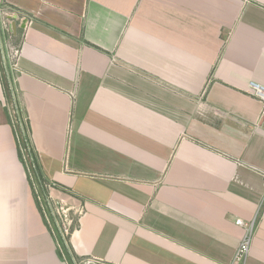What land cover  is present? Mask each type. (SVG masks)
Wrapping results in <instances>:
<instances>
[{"label":"crops","instance_id":"crops-1","mask_svg":"<svg viewBox=\"0 0 264 264\" xmlns=\"http://www.w3.org/2000/svg\"><path fill=\"white\" fill-rule=\"evenodd\" d=\"M0 2L26 19L9 28L23 120L0 78V264L70 263L30 167L82 207L64 246L78 264H230L237 219L253 221L245 264H264V116L247 94L264 86V0Z\"/></svg>","mask_w":264,"mask_h":264},{"label":"built area","instance_id":"built-area-1","mask_svg":"<svg viewBox=\"0 0 264 264\" xmlns=\"http://www.w3.org/2000/svg\"><path fill=\"white\" fill-rule=\"evenodd\" d=\"M15 19L16 23L25 21L26 19L20 12L15 11L14 9L4 5L0 2V61L3 65H6V61L4 57L7 59H14V63L10 65V70L15 65V59L19 53L18 46H12L10 40L12 38V32L9 29L10 22ZM10 57V58H9ZM12 84V81H11ZM9 84V88L11 87ZM12 90V87L11 89ZM247 94L252 98L256 99L261 104V116H264V86L258 83L249 82L247 88ZM14 96V95H13ZM51 197L48 196L46 199L47 207H50L49 199ZM67 202L70 203V206L64 210L62 207L56 209L55 206L52 208H43V213L45 217L49 215L51 218L52 225L54 227V231L60 236V239L66 243V239L69 236V233L74 224V218L68 217L67 212H72V214H77L82 209L80 204H76L73 201V198L66 197ZM46 211H48V215H46ZM81 213V212H80ZM78 213V214H80ZM237 226H240L244 229V235L234 253L233 259L230 264H245L246 259L249 255L251 239H252V231H253V221L249 223H244L241 219H237L235 221Z\"/></svg>","mask_w":264,"mask_h":264},{"label":"rangeland","instance_id":"rangeland-1","mask_svg":"<svg viewBox=\"0 0 264 264\" xmlns=\"http://www.w3.org/2000/svg\"><path fill=\"white\" fill-rule=\"evenodd\" d=\"M10 42H12L11 44V47L12 46H16V44H15V42H14V40L13 39H11L10 40ZM5 58V60H7L6 61V65H3V68H4V72H5V75H6V78L7 79H12V73H13V71H11L10 70V65L12 64V62L14 63V59H7V57H4ZM10 58V57H9ZM2 60V57L0 58V61ZM0 78H1V81H2V71H0ZM12 86V85H11ZM2 87H3V89H4V92H5V88H4V84L2 83ZM10 89H11V87H10ZM10 89H9V91H10ZM12 90H13V88H12ZM13 92V94L12 93H10L9 94V96H6V98H7V101L9 102H7V105H8V109H9V112H10V115L12 116V118L14 119V121L17 119V118H19V116L22 118V112H21V110H20V108L17 106V104L15 103V105H14V102H13V100H15L14 99V97H13V95L15 96V93H14V90L12 91ZM22 120H23V118H22ZM22 123H24V121L22 122ZM16 124V129H17V131H18V133L20 134L21 133V128L20 127H18V123H15ZM20 129V130H19ZM23 129H24V127H23ZM20 131V132H19ZM24 138V135L23 136H21V134H20V141H21V143H23V138ZM21 146V145H20ZM23 155L25 156V158H26V162H27V165L29 164V163H31L30 162V159L28 158V155H27V152L25 151V149H24V146L22 145V160L24 161V158H23ZM29 166V165H28ZM32 170H33V168H31L30 167V173L32 172ZM31 178H32V185H33V190H34V194H35V196H36V199H37V201L39 202L38 204H39V207H40V209H41V207H42V209L44 208H52L53 209V207L55 206V208L56 209H59L60 207H62L64 210H66L69 206H70V203L69 202H67V200H66V197L67 196H63V198H62V200H57V198L56 197H51L50 199H49V202H50V207H47L48 205H46L45 206V199H42V197H41V199H40V197H39V195H38V193L37 192H40V190L38 189V187H37V185H36V183H35V178H36V176H35V173L34 172H32V174H31ZM35 188L38 190V191H35ZM45 195H46V197H47V199H48V193H45ZM60 196V195H59ZM43 213V212H42ZM46 215H48V211H46ZM68 217H73V214H72V212H67V214H66ZM45 216V215H44ZM48 217H49V215H48ZM53 233H54V236L59 240V242L60 241H62V240H60V236L57 234V232H55V231H53ZM66 241V240H65ZM61 245L63 246V248H64V250H65V245H66V243H64V242H61ZM66 257H67V261L69 262L70 260H69V258H68V256L66 255ZM73 260H74V263H69V264H78V263H76L77 261H76V259H74L73 258Z\"/></svg>","mask_w":264,"mask_h":264},{"label":"trees","instance_id":"trees-1","mask_svg":"<svg viewBox=\"0 0 264 264\" xmlns=\"http://www.w3.org/2000/svg\"><path fill=\"white\" fill-rule=\"evenodd\" d=\"M0 71H2V83L4 84L5 94H6L7 96H9L10 93L13 94V92H12L13 90H10V91H9V89H10V88H9V84H11L12 79H7V78H6V75H5V72H4V68H3V65H2L1 62H0ZM13 97H14V96H13ZM15 106H16V105H15ZM23 146H24L25 151L27 152L28 158L30 159V155H29L30 153H29V151L27 150V147H26V143H25V141H24V138H23ZM32 172L35 173V176H36V178H35V183H36L38 189L40 190V193H41V197H42V199H45V206H46V205H47V202H46L47 197H46V195H45V193H46V187L43 185V183L41 182V180H39V179L37 178V174H36L34 168H33ZM32 188H33V185H32ZM33 191H34V190H33ZM65 252H66V255L68 256V258H69V260H70L69 262H70V263H74L73 257H72L70 254H68L67 249H65Z\"/></svg>","mask_w":264,"mask_h":264},{"label":"water","instance_id":"water-1","mask_svg":"<svg viewBox=\"0 0 264 264\" xmlns=\"http://www.w3.org/2000/svg\"><path fill=\"white\" fill-rule=\"evenodd\" d=\"M25 26V21H22V25L20 26L21 28H24ZM9 28H11L13 30V35H16V29L18 28L15 19H13L10 24H9Z\"/></svg>","mask_w":264,"mask_h":264}]
</instances>
